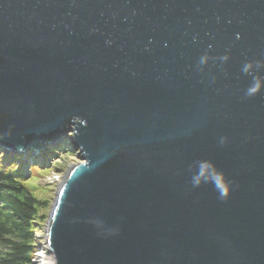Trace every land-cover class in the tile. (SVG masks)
I'll return each instance as SVG.
<instances>
[{
	"label": "water",
	"instance_id": "1",
	"mask_svg": "<svg viewBox=\"0 0 264 264\" xmlns=\"http://www.w3.org/2000/svg\"><path fill=\"white\" fill-rule=\"evenodd\" d=\"M60 144L53 264H264V0H0V151Z\"/></svg>",
	"mask_w": 264,
	"mask_h": 264
},
{
	"label": "trees",
	"instance_id": "2",
	"mask_svg": "<svg viewBox=\"0 0 264 264\" xmlns=\"http://www.w3.org/2000/svg\"><path fill=\"white\" fill-rule=\"evenodd\" d=\"M62 145L51 149H64ZM36 155L28 153L31 162ZM23 178L18 153L0 151V264H31L33 224L42 218L37 209L42 202L21 182Z\"/></svg>",
	"mask_w": 264,
	"mask_h": 264
},
{
	"label": "rangeland",
	"instance_id": "3",
	"mask_svg": "<svg viewBox=\"0 0 264 264\" xmlns=\"http://www.w3.org/2000/svg\"><path fill=\"white\" fill-rule=\"evenodd\" d=\"M63 147L64 149H60L61 152L52 155V163L39 164V157H36L37 160L34 162H31L29 158L27 175H25L24 172L22 152L18 153L24 174V178L21 182L29 189L34 197L42 202L41 207L37 208L38 214L42 216V218L40 217V220H36L33 224V238L35 242L31 264H39L36 255L48 251L46 241L47 219L53 203V198L56 197L58 186L62 181L66 169L81 161L76 152L72 151L70 147ZM55 150L57 149L55 148Z\"/></svg>",
	"mask_w": 264,
	"mask_h": 264
},
{
	"label": "bare ground",
	"instance_id": "4",
	"mask_svg": "<svg viewBox=\"0 0 264 264\" xmlns=\"http://www.w3.org/2000/svg\"><path fill=\"white\" fill-rule=\"evenodd\" d=\"M36 256L39 264H53L52 255L49 251H45L44 253L41 254L38 253Z\"/></svg>",
	"mask_w": 264,
	"mask_h": 264
},
{
	"label": "clouds",
	"instance_id": "5",
	"mask_svg": "<svg viewBox=\"0 0 264 264\" xmlns=\"http://www.w3.org/2000/svg\"><path fill=\"white\" fill-rule=\"evenodd\" d=\"M221 194H222V196H223V195H226V192H222Z\"/></svg>",
	"mask_w": 264,
	"mask_h": 264
}]
</instances>
